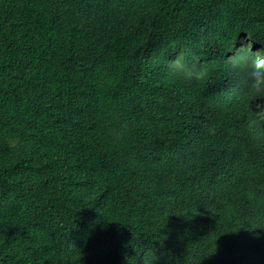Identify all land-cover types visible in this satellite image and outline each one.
Listing matches in <instances>:
<instances>
[{"label": "trees", "instance_id": "16d2710c", "mask_svg": "<svg viewBox=\"0 0 264 264\" xmlns=\"http://www.w3.org/2000/svg\"><path fill=\"white\" fill-rule=\"evenodd\" d=\"M243 37L264 53V0H0V264H186L218 222L217 264H264ZM168 136L183 195L142 157Z\"/></svg>", "mask_w": 264, "mask_h": 264}, {"label": "clouds", "instance_id": "9594fccd", "mask_svg": "<svg viewBox=\"0 0 264 264\" xmlns=\"http://www.w3.org/2000/svg\"><path fill=\"white\" fill-rule=\"evenodd\" d=\"M241 46L237 47V54L244 45L248 48L256 47L257 59L255 66L249 73L251 77L250 92L254 96L264 95V53L262 47L252 39L243 37ZM233 57V55H231ZM170 67L176 74H191L184 62V52L178 53L176 58L171 62ZM253 121L260 122L264 120V109L256 102L251 107ZM168 136L166 141L158 142L157 144H148L142 157L146 160H152L155 164L156 175L159 179L165 180L163 187L166 194L183 195L186 186V177L180 173V156L175 157L172 154L170 143L172 140ZM160 167V168H159ZM226 222H218L210 228L209 232H199L193 234L191 238L183 244V257L186 264H217V261H222L224 258L223 249L215 239L216 234H219ZM139 261H126L124 264H139Z\"/></svg>", "mask_w": 264, "mask_h": 264}]
</instances>
